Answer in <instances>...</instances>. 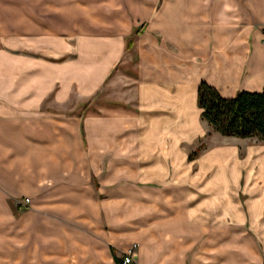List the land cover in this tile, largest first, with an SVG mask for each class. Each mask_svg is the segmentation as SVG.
Masks as SVG:
<instances>
[{
	"label": "crops",
	"instance_id": "1",
	"mask_svg": "<svg viewBox=\"0 0 264 264\" xmlns=\"http://www.w3.org/2000/svg\"><path fill=\"white\" fill-rule=\"evenodd\" d=\"M202 81L264 89V0H0V204L45 207L29 264H124L135 243L129 264H187L197 235L203 264L263 261L264 140L204 120ZM105 88L93 115L44 108ZM51 203L80 210L60 238ZM126 218L138 235L110 226Z\"/></svg>",
	"mask_w": 264,
	"mask_h": 264
},
{
	"label": "rangeland",
	"instance_id": "2",
	"mask_svg": "<svg viewBox=\"0 0 264 264\" xmlns=\"http://www.w3.org/2000/svg\"><path fill=\"white\" fill-rule=\"evenodd\" d=\"M130 46V45H129ZM115 92L117 90H108L104 89L103 91H99L93 96H90L88 98H77V96H73V102L69 101L70 103L63 107H53L50 108L47 104H45L44 108L47 110H53V111H59L61 110L62 113L67 115H93L99 112L100 105H106L109 101V97H113L115 95ZM105 110V108H103ZM212 134L209 133V135ZM206 137V136H205ZM204 139L200 140V143L197 145L194 151L197 149L202 148L205 146L206 143H204ZM86 145V144H85ZM192 151V152H194ZM191 152V153H192ZM190 153V154H191ZM85 157H83V161L85 162ZM56 162H60V160H56ZM85 176L87 178H91L95 181V178L90 175L89 170L85 172ZM4 204H0V210H3L0 214V264H29V260H27V256L30 254V250L33 247L32 244H29L28 234L26 233L27 227H29V220H28V213L31 211H44L43 208L45 207H37L32 200V197L30 195H22L17 198H12L9 202V206L4 208ZM86 206V204H80V206ZM182 205V203H181ZM49 209H47L51 215L55 217V219H59V221L54 225L52 233L57 238L64 236L63 229L66 227V222L68 223H76V217L80 215L78 208H75L74 204H60V203H51L47 205ZM137 209V208H136ZM47 211V212H48ZM48 212V213H49ZM63 220V221H62ZM135 221V222H134ZM139 219H115L112 220V227L115 228V230L118 232V234H133L135 233L138 235L139 233ZM60 222V223H59ZM137 222V223H136ZM63 225H62V224ZM37 227L42 226L41 224H36ZM70 226V225H67ZM181 231V230H180ZM116 232V233H117ZM179 232L180 240L183 239V235ZM203 235H197L196 236V259L195 261L190 260L187 264H203ZM55 239V238H53ZM52 239V240H53ZM244 241H247L246 239ZM90 245V244H88ZM56 247H58L56 245ZM261 247L263 245L261 244ZM122 253V252H120ZM19 257V258H18ZM259 258L260 260L263 259L258 264H264V250H260L259 252ZM54 261H51V264H62V261H64L63 258H59L58 255L53 257ZM62 259V260H61ZM50 260V259H49ZM229 261L231 264H236L234 259H230ZM30 262H34V260H31ZM36 263L44 264L40 259L35 260ZM50 262V261H48ZM182 262V258L180 260V263ZM175 263V261H174ZM49 264V263H47ZM176 264V263H175ZM247 264V263H245Z\"/></svg>",
	"mask_w": 264,
	"mask_h": 264
},
{
	"label": "trees",
	"instance_id": "3",
	"mask_svg": "<svg viewBox=\"0 0 264 264\" xmlns=\"http://www.w3.org/2000/svg\"><path fill=\"white\" fill-rule=\"evenodd\" d=\"M202 118L225 136L258 137L264 140V89L240 91L232 98L223 97L217 88L202 81L198 88ZM200 149L190 154L196 157Z\"/></svg>",
	"mask_w": 264,
	"mask_h": 264
},
{
	"label": "built area",
	"instance_id": "4",
	"mask_svg": "<svg viewBox=\"0 0 264 264\" xmlns=\"http://www.w3.org/2000/svg\"><path fill=\"white\" fill-rule=\"evenodd\" d=\"M137 247L138 243H135L132 248H130L129 250H127V252L124 253V264H129L134 261L133 252L135 249H137Z\"/></svg>",
	"mask_w": 264,
	"mask_h": 264
}]
</instances>
